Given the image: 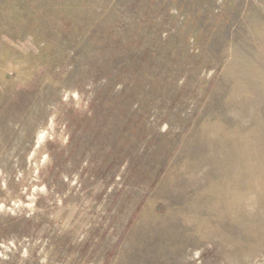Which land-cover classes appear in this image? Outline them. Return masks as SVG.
Masks as SVG:
<instances>
[{
	"label": "rangeland",
	"instance_id": "1",
	"mask_svg": "<svg viewBox=\"0 0 264 264\" xmlns=\"http://www.w3.org/2000/svg\"><path fill=\"white\" fill-rule=\"evenodd\" d=\"M0 264H264V0H0Z\"/></svg>",
	"mask_w": 264,
	"mask_h": 264
}]
</instances>
